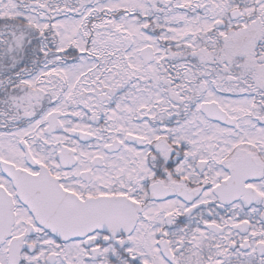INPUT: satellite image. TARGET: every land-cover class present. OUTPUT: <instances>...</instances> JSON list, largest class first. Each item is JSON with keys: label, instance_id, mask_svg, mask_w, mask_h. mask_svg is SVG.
Instances as JSON below:
<instances>
[{"label": "snow or ice", "instance_id": "1", "mask_svg": "<svg viewBox=\"0 0 264 264\" xmlns=\"http://www.w3.org/2000/svg\"><path fill=\"white\" fill-rule=\"evenodd\" d=\"M0 264H264V0H0Z\"/></svg>", "mask_w": 264, "mask_h": 264}]
</instances>
